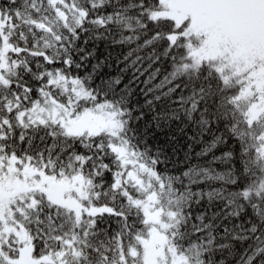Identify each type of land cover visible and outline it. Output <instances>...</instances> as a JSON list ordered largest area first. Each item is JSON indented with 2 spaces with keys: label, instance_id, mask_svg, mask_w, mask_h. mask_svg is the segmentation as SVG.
<instances>
[{
  "label": "snow or ice",
  "instance_id": "1",
  "mask_svg": "<svg viewBox=\"0 0 264 264\" xmlns=\"http://www.w3.org/2000/svg\"><path fill=\"white\" fill-rule=\"evenodd\" d=\"M186 71L203 87L185 110ZM134 95L158 127L190 126L182 180L197 141L232 138L218 188L188 196L155 172L126 130ZM218 159L196 179L223 177ZM249 209L264 212V0H0V264H223L260 229L241 227ZM213 217L239 222L210 232Z\"/></svg>",
  "mask_w": 264,
  "mask_h": 264
},
{
  "label": "trees",
  "instance_id": "2",
  "mask_svg": "<svg viewBox=\"0 0 264 264\" xmlns=\"http://www.w3.org/2000/svg\"><path fill=\"white\" fill-rule=\"evenodd\" d=\"M177 83L181 84V89L173 94V101L177 96L185 97L181 107L187 109V104L191 102L192 93L199 87H203L201 81L198 78V73L195 72H182L177 76ZM139 89L136 92L139 93ZM201 95H207V89ZM142 106L140 110H136L130 118V123L127 125V131L134 140L140 141L144 149H146L149 154L159 161L155 165V172L159 173L166 180H168L173 188L179 189L181 192L186 191V185L191 183V190L187 192L188 196L199 190H207L208 187H219L220 183L229 175V160L230 157H225L224 154L229 152L230 149L238 147L235 145L231 137L223 136L221 140H218L214 147L205 145L213 139L211 134H206L203 141H197L192 148L191 156V175L187 177V180L181 179V174L188 170L189 166V153L186 137L191 134L190 131H186V121L183 116L179 120H173L169 125L161 124L159 127L154 121V112L149 109V106L145 104L144 95H134L130 103L135 104L136 101ZM205 103L204 100L201 101V105ZM172 109L177 108L176 103H172ZM143 112V116H140V112ZM222 127V126H221ZM220 135V133H217ZM206 153V154H205ZM199 157V159L197 158ZM213 157H218L220 159L212 165L218 173H223V177H214L211 184L204 183L196 179V168L198 164L207 165L212 161ZM202 175V173H201ZM208 206V200H201L199 205L193 206V214L197 210H202ZM218 205H213V210ZM258 218V219H257ZM259 221L260 229L256 227H251V232L243 235L241 239L234 240L228 246L220 252H216V258L221 259L223 264H245L248 255L251 253L253 248L260 249L264 245V212L259 209L253 210L249 209V216L244 217V223H241L242 228H248L257 224ZM239 221L233 219H225L223 223L218 222L214 217L211 222L208 220L205 223L208 226L210 232H222L225 226H230L232 224L238 223ZM204 233H201L203 236ZM259 237V238H257ZM197 237L196 239H199ZM208 253H205L207 258ZM259 264H264L259 256H257Z\"/></svg>",
  "mask_w": 264,
  "mask_h": 264
}]
</instances>
